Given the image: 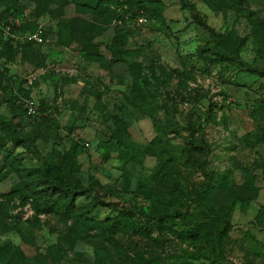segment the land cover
<instances>
[{
  "label": "rangeland",
  "instance_id": "obj_1",
  "mask_svg": "<svg viewBox=\"0 0 264 264\" xmlns=\"http://www.w3.org/2000/svg\"><path fill=\"white\" fill-rule=\"evenodd\" d=\"M95 1L0 0V11L19 6L31 24L11 49H0V247L10 243L16 253L1 264H139L138 254L161 264H212L179 226L141 218L142 233L107 228L126 207H149L135 192L141 176L175 209L194 213L195 191L222 175L221 211L235 196L247 202L231 212L216 264H264V50L252 41L240 50L250 66L215 61L209 50L228 48L233 33L253 36L250 12L264 18V0H190L203 25L180 0H161L150 24L121 32L114 23L77 22ZM35 31L43 42L29 38ZM96 55L113 62L103 68ZM21 88L37 104L35 117L8 101L27 98ZM114 116L127 121L135 147L126 153L141 156L144 168L126 161L112 139ZM15 123L36 137L35 148L14 137ZM73 139L85 147L79 169L66 176L98 180L96 192L76 199L95 203L85 209L97 230L45 208L57 196L39 170L61 164ZM99 233L115 241L92 237Z\"/></svg>",
  "mask_w": 264,
  "mask_h": 264
},
{
  "label": "trees",
  "instance_id": "obj_2",
  "mask_svg": "<svg viewBox=\"0 0 264 264\" xmlns=\"http://www.w3.org/2000/svg\"><path fill=\"white\" fill-rule=\"evenodd\" d=\"M160 2L161 0H116L112 4L111 0H96L94 3L86 5L88 8L86 14L88 16L78 19L77 22L84 26H105L114 23L116 31L121 32L133 27H140V25L136 24V19L141 15L146 16L148 18L147 24H150L152 22L151 9ZM180 2L182 8L192 10L193 19L197 20V24H204L200 14L195 10V5L190 0H180ZM24 19V10L19 6H9L0 11V25H2L0 26V49H11L13 47V43L17 39L11 34L18 35L22 31L30 29L31 24H27L23 21ZM250 19L253 36H240L233 33L231 36L232 43L228 48L218 43H213L209 47V50L216 58L215 61L237 62L245 66H250L239 56L240 50L246 47L250 41H252L255 49L264 50V18L251 11ZM6 27L10 28L11 34L6 33ZM95 59L101 63L103 68H109L113 62H107L100 55H96ZM1 80L2 77L0 75V82ZM21 93L26 95L27 98L19 101V103L15 100L12 102L11 99L8 101L12 103V107H19L24 112H27L24 104L30 97V90L21 88ZM113 122L116 130L112 134V139L121 150L123 158L126 161L139 164L144 168V161L141 156H133L126 153V149L135 147V144L131 140L130 132L128 131L127 121L122 117L114 116ZM11 131L21 144L29 148H35L36 137L29 132L23 131L20 124H13ZM84 147L85 143L82 139L71 140L69 148L62 156L63 162L61 164L46 162L40 168L39 172L41 178L53 188L57 196L54 201L46 203L45 208L47 210H58L65 218L71 219L75 224H87L91 229H96L86 210L91 206H96L95 203L91 202L84 205H77L76 199L80 196L96 192L98 180L93 175H90L87 184H83L66 176V174L69 175V173L79 169L77 156ZM2 172L3 167H0V175L3 176L1 174ZM218 179L209 181L195 191L192 203L196 205V211L194 213H187L175 209L173 201L164 197L163 194L154 191L146 177L141 176L137 181L135 192L149 202V207L147 209L144 205L126 207L119 212L114 223L107 229L114 231L128 229L142 233L144 229L143 224L140 222L141 218H145L148 224L163 226L172 224L173 227L179 226L180 229L178 232L185 242L195 247L204 248L206 253L201 256L209 260L212 264L220 263L224 257L223 246L226 243V238L231 227L229 223L230 214L236 208L237 203L241 202L244 205L247 200L242 196H235L233 201L228 205V210L226 209L227 211L223 213L221 211L222 209L216 204L220 201V193L228 186V182L226 175H222ZM1 196L2 194L0 193ZM3 211L4 207L0 201V212ZM92 237L115 241L110 233H99ZM15 255L16 253L10 243L3 244L0 247V264L5 260V257L10 259V256L12 258ZM199 256L200 253L193 255L191 259H197ZM135 259L139 264H161L160 258L154 256L147 257L138 254Z\"/></svg>",
  "mask_w": 264,
  "mask_h": 264
},
{
  "label": "built area",
  "instance_id": "obj_3",
  "mask_svg": "<svg viewBox=\"0 0 264 264\" xmlns=\"http://www.w3.org/2000/svg\"><path fill=\"white\" fill-rule=\"evenodd\" d=\"M147 23H148V18L144 15H141V16L137 17V19H136L137 25L142 26V25H146ZM0 26H2V25H0ZM5 31L8 34H11L9 27H6ZM11 35L13 37H15L17 40L19 39V35H15V34H11ZM29 38L34 40V41H37V42H43V37H42L40 31H35L33 33H30ZM29 82L32 84L34 82V77L30 78ZM24 107L27 110V113L29 115H31L32 117H35L36 114L38 113L37 104L35 102H33L32 99H27L25 101Z\"/></svg>",
  "mask_w": 264,
  "mask_h": 264
}]
</instances>
